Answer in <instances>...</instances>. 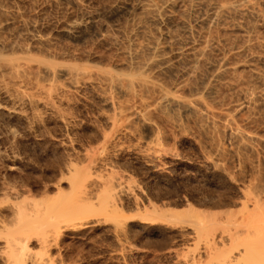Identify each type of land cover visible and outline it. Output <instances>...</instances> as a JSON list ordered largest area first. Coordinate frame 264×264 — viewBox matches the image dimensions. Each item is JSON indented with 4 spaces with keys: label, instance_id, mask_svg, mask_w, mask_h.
<instances>
[{
    "label": "rangeland",
    "instance_id": "rangeland-1",
    "mask_svg": "<svg viewBox=\"0 0 264 264\" xmlns=\"http://www.w3.org/2000/svg\"><path fill=\"white\" fill-rule=\"evenodd\" d=\"M80 1L85 5V9L91 12L106 10L109 5H115L117 2V0ZM4 3L19 11V16L13 24L18 32L15 33L13 28L12 33L15 35L13 36L14 41L22 46L32 43L30 35H42L43 38L49 40L50 47L55 52L62 53L63 56L68 54L66 56L68 60L77 58L78 61L81 59L87 61L88 59L93 63L112 65L121 59L118 50L111 46L109 39L114 37L112 35L118 34L114 27L116 17H105L109 26L107 28L108 40L102 41L100 38L90 36L89 42L87 40L85 42L75 40L67 32L69 25L83 19L82 10L72 0H4ZM252 23H254L253 20ZM253 35L254 38L262 39L264 24L258 25ZM219 36L220 33L214 28L211 39L217 42ZM231 40L233 43L242 45L248 39L231 36ZM255 44H252L254 47L252 46L249 52L244 51L245 54L240 53L241 51L230 52L222 44L215 47L216 49L210 53V61L226 57L231 64V69L217 83L216 94L208 99L219 112H230L235 118V123L246 132L259 136L258 140L247 142L243 140V142L241 139L228 136L227 127L212 117L207 119L198 115L193 116L189 123L187 122L183 128H180L174 124V121H171L173 120L171 117L152 111L149 118L154 124V132L138 122L130 124L129 130L132 136L124 139L122 147L119 144L120 146L112 152V156L107 161L109 167L107 163L102 166L96 162L97 158L100 160L104 154L101 153L103 154L101 157L100 152L97 151L96 155L95 152L102 145L103 134L110 131V126L103 119L102 107L90 95L88 101H80L79 97H76L74 104L67 107L66 113L68 115L71 113L69 116L76 119V123L68 127L56 116L42 110V116H39L40 119L37 117V120L30 110L31 115L28 111L30 119L16 117L12 121L3 118L0 114V217L10 223V235L3 231L4 233L0 236V264H7L5 260L12 259L10 257H13V254L15 256L20 252L18 242H12L13 247H9L12 254L8 247L3 248V242L9 237L11 240L13 234V241L20 235L22 237L28 227L30 231L27 233H29L31 242L28 248L30 251L27 250V252L31 256L37 255L42 258L46 264H186V254H196L202 251L204 241L200 239V244L196 241L198 235L193 229L196 228L195 225L189 223L190 217L184 215L190 219L188 223L180 221V219L186 220L185 217L180 218L185 213L184 210L191 205L207 211L221 210L227 207L220 206L222 205L221 200L226 203L239 197L237 187H235L238 183L239 185H245V183L249 185L250 182L264 183L262 182L264 181V99L259 96L255 97L256 94L263 93L264 82L257 79L254 73L255 70H264V47L260 48ZM36 46H32V50L38 54L42 53V44ZM244 59H251V66L254 65V67L243 66ZM210 68L209 65L204 66L202 76L192 77L190 79L192 85L201 86L203 76L211 72ZM170 75H167V79ZM247 90L249 91L248 97L244 99L242 93ZM249 93L254 95L250 99ZM3 100L5 99L1 97L0 102L4 103ZM245 100L246 105L239 108L237 105ZM250 142L252 146L249 145ZM153 144L163 149L158 152L156 168L147 164L146 158L143 157L144 150ZM87 149L91 152L90 156L86 155ZM90 158L94 161V168L90 169L92 173L89 171L91 174L87 171ZM72 163H77L74 165L77 168L80 167L79 171H83L82 173L78 171L77 174L89 173L96 183L100 181L101 188L97 187V189L102 190L105 187L103 181L109 174L115 175L114 177L109 176L121 183L124 189L120 186L122 190L118 189L119 195L116 200L122 215L119 230L108 218L109 216L100 215V222H94L93 227L91 224L78 231L66 230L62 232L63 235L59 233L58 236L43 233L41 222L45 221L44 216L48 214L46 210L43 213L38 212L36 202L42 203L43 199L48 201L47 198H51L52 201L56 200V193L59 191L57 188L61 191L67 189L64 194L68 193L70 187L66 179L67 169ZM156 205L161 209L174 211L176 214L174 213L175 216L171 217L173 220L165 217L157 220L143 219ZM17 206L27 209L29 214L25 213L26 219L24 216V219L14 216L12 209ZM34 206L38 213L34 210ZM178 212L182 213L180 217L177 216ZM38 214H41L40 217ZM83 219L85 221V218ZM18 222L21 225H18ZM39 222L41 231L38 226L35 231L31 230L32 226L39 225ZM46 235L48 236L47 241L50 242L40 244L39 239ZM56 236L57 238H54Z\"/></svg>",
    "mask_w": 264,
    "mask_h": 264
},
{
    "label": "bare ground",
    "instance_id": "bare-ground-1",
    "mask_svg": "<svg viewBox=\"0 0 264 264\" xmlns=\"http://www.w3.org/2000/svg\"><path fill=\"white\" fill-rule=\"evenodd\" d=\"M72 2L82 10L83 19L69 25L68 34L75 40L85 42L92 36L102 41L108 40L107 28L109 26L105 17H116L114 27L118 34L110 33L114 37L109 39L111 46L118 50L121 59L112 65L93 63L88 59L87 61L83 59L78 61L77 58L68 60L66 59L68 54L63 56L62 53L59 54L57 51L56 53L50 47L49 40L43 38L42 35H30L32 43L22 46L14 41L13 36L15 35L12 33L14 20L18 18L19 11L5 4L4 0H0V96L6 102L5 104L0 102V114L3 118L28 119L30 110L36 116H33L35 119L37 117L40 119L43 111L56 116L68 127L76 123V119L69 116L71 113L69 115L66 113L69 106L74 104L76 97H79L80 101H88L90 95L102 107L103 119L110 126V131L103 134L102 145L95 152V155L98 152L104 154L103 157L101 154L102 158L100 157V160L97 158L96 161L102 166L106 165L116 147L120 146L124 139L132 136L129 129L133 122H138L154 132V124L149 118L152 111L171 117L173 120H170L180 128H183L187 122L189 123L193 116L198 115L207 119L212 117L227 127L228 136L246 142L259 139V136L240 128L230 112H219L209 101L208 98L217 92V83L231 69V64L226 57L210 61L209 56L220 44L225 45L228 51L237 53L239 51L240 53L249 52L248 50H251L254 43L260 48L264 47V37L262 39L253 37L258 25L264 24V0H117L115 5H109L106 10H95V12L87 11L80 0H72ZM214 28L220 33L217 42L211 39ZM16 30L15 33L18 32ZM231 36L247 37L248 40L245 44L239 45L232 42ZM38 44L39 46L42 44V53L39 54L32 50V46L35 47ZM244 60L243 66H251V59ZM208 65L211 67V72L203 76L202 85L193 86L190 79L202 76L203 67ZM254 73L257 79L264 82V70H255ZM168 74L171 75L167 79ZM248 90L242 93L244 99L248 97ZM250 93L249 99L254 96ZM256 96L264 99V91ZM246 103L245 100L237 106L242 108ZM13 130L15 133V129ZM153 145H151L153 147L147 145L148 148L144 150L145 152L143 151V157L146 158L147 164L156 168L158 152L163 149ZM87 152L86 155L90 156L91 152L88 149ZM93 163V159L90 158L88 165L86 164L89 170L85 166L88 172L94 168ZM72 164H69L67 169L66 179L70 187L68 193L64 194L67 189L61 188L62 192L57 188L59 191L56 193V200L53 199L55 202L51 198H47L48 201L43 199L44 205L36 202L37 211L42 213L47 211L48 215L45 214V221L41 222L42 228L39 222V225L35 224L31 230L35 231L38 226V229L39 227L42 231L44 229L43 233L58 236L66 230L78 231L91 224L93 227L94 222H100V215L109 216L108 218L119 230L122 215L116 200L119 195L118 189L122 190L120 189L121 183L116 181V178H111L115 175L109 174L112 175L110 177L107 174L111 179L107 176L108 179L103 181L105 187L100 190L102 184L98 180L96 183L95 179H91L92 171L89 172L90 174H79L83 171L78 170L80 167L75 166L77 163ZM250 183L249 185H246L247 183L245 185L235 184L239 197L228 201L229 203L221 200L222 205L220 206H227L221 210L207 211L188 205L187 210L182 208L185 211V213L182 211L183 215L181 212L177 213L179 217L182 215L180 218L190 217L192 221L188 217L180 221L188 223L190 220L189 223L191 222L196 227L193 228L198 235L196 241H199V244L200 239L204 241L202 251L196 254H186V264H264V183ZM97 187L100 188L97 189ZM49 199H51L50 203ZM39 205H43V211H40L42 209ZM36 206H34L35 211ZM23 207L17 206L12 209L14 216L21 218L27 216L25 213L29 214V212ZM174 213L171 209H161L156 205L150 213L148 212L149 216L147 214L143 219L157 220L164 217L172 219L171 217L175 216ZM107 216L104 217L107 218ZM9 225L10 223L0 217V236L4 232L5 234L10 233ZM33 227L36 228L33 229ZM26 231L29 232L30 228L28 227ZM27 232L26 235L23 234L25 237L20 235L13 241V234L11 240L8 236L9 238L3 242L4 249L13 247L12 244L17 242L20 249L15 256L14 254L13 257L9 255L12 259L5 260L7 264H46L37 255L28 254L31 239ZM47 237L46 235L39 239V243L48 244L47 242L50 241H47ZM9 250L11 251L10 248Z\"/></svg>",
    "mask_w": 264,
    "mask_h": 264
}]
</instances>
